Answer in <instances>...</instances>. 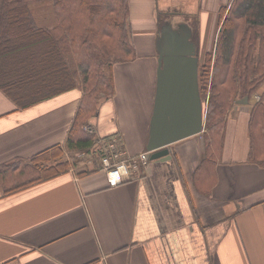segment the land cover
I'll use <instances>...</instances> for the list:
<instances>
[{
	"label": "crops",
	"instance_id": "crops-1",
	"mask_svg": "<svg viewBox=\"0 0 264 264\" xmlns=\"http://www.w3.org/2000/svg\"><path fill=\"white\" fill-rule=\"evenodd\" d=\"M228 1L129 0L136 56L114 65V96L102 97L86 126L95 148L117 136L126 156L146 151L161 15L174 24L201 16V36L204 21L218 28ZM27 93L18 99L0 88V167L65 148L83 96L79 88ZM252 101L229 111L216 149L206 154L203 132L191 136L169 146L171 159L149 161L119 185L88 153L85 169L10 193L0 187V264H264V165L249 161Z\"/></svg>",
	"mask_w": 264,
	"mask_h": 264
},
{
	"label": "trees",
	"instance_id": "trees-1",
	"mask_svg": "<svg viewBox=\"0 0 264 264\" xmlns=\"http://www.w3.org/2000/svg\"><path fill=\"white\" fill-rule=\"evenodd\" d=\"M51 1L53 13L48 14L44 4ZM227 7L219 11L221 21L215 57L208 54L203 64V86L200 83L204 98L213 68L203 132L205 152L208 154L211 148L224 143L226 116L236 101L259 95L260 99L251 108L248 124L249 161L263 166L264 0H234L226 12ZM129 12V0H0V56L11 57L34 46L40 47L43 49L36 70L40 73L51 70V78L45 75L34 82L41 84L30 88L32 96H40L42 81H48L50 86L43 94L45 97L74 88L83 92L67 138L69 152L95 154L97 151L99 140L86 126L96 117L102 97L114 96V65L134 60L136 56ZM163 23L164 19L159 29ZM27 73L20 75L24 77ZM74 76L77 84L69 83ZM1 78L0 88L4 91L11 94L16 91L17 97L27 92L19 86L12 92L0 71ZM64 149L57 144L29 159L1 166L3 192L17 191L69 171V160L61 158Z\"/></svg>",
	"mask_w": 264,
	"mask_h": 264
},
{
	"label": "water",
	"instance_id": "water-1",
	"mask_svg": "<svg viewBox=\"0 0 264 264\" xmlns=\"http://www.w3.org/2000/svg\"><path fill=\"white\" fill-rule=\"evenodd\" d=\"M186 22L166 20L156 40L158 68L146 150L150 161L171 159L169 146L204 131L199 48ZM249 97L236 104H248Z\"/></svg>",
	"mask_w": 264,
	"mask_h": 264
},
{
	"label": "rangeland",
	"instance_id": "rangeland-1",
	"mask_svg": "<svg viewBox=\"0 0 264 264\" xmlns=\"http://www.w3.org/2000/svg\"><path fill=\"white\" fill-rule=\"evenodd\" d=\"M233 1L234 0H229L227 4L221 5L220 12L223 8L228 6L226 9V12H227ZM44 8H46V12L48 14H52L53 13L52 1H51V3L44 4ZM219 17H220V21H221V16H219ZM160 19L169 20L170 16L167 17L165 15H161ZM186 20H188V21H190V23H192V26H193L194 31H195L194 40L196 41V43H198V45H200L199 82L203 86L202 75L205 74V72H203L204 71L203 64L205 63L208 54H213L212 58L215 57L214 54H215L216 47H217V41H218V37H219V29L218 28L216 29V26H214L216 19L213 22V27L210 26V28H209L208 22L204 21V25L207 24L208 29L206 28V30L204 31V35L200 36L199 28H200V24H202V17L201 16H198V18H195V17H189L188 18L187 17ZM221 25H222V22L220 23V26ZM197 31H198V33H197ZM42 49L43 48L34 46L32 48H29L27 51L23 50L22 52H19L17 55H13L11 57H3L2 58L0 56V71L2 72V77L4 78V80L7 81L9 89L12 92H14L15 89L19 86V87H21V89L28 92L27 96L31 95L30 88L33 87V85H35V84H41V83H34V82L40 80L45 75L48 76V78H51V70H45L41 73L38 71V69L36 70V68L38 66V65H36V62L39 61L40 51H42ZM42 64H44V63H42ZM210 71L211 72L209 73V84L207 86V91L204 95V98L201 95L203 98L204 104H205V110L206 111L208 109V101L210 99L211 80H212L213 72H214L213 68H211ZM22 72H29V73H27L26 76L22 77L20 75V73H22ZM47 83H48V81H45V83H43V81H42V84H43L41 87L42 89L40 90L41 92L38 95H43L45 93V91H47L50 88V86ZM12 94L14 96L16 95V97H17L16 91ZM257 94H259V93H257ZM259 99H260V96L255 95V97H253V101H252L253 104L255 103V101H258ZM19 101L21 104H23V102L25 100L20 99ZM235 105L229 110L230 113L232 112ZM229 111L227 113V116L229 114ZM206 115H207V112H206ZM206 115H205V124H206ZM227 116H226V118H227ZM204 131H205V128H204ZM64 150H65V153L61 158H62V160H69L70 165H71V167H70L71 170L72 169H76V170L85 169L87 161L92 160V158H94L91 154H88L87 152H76V151L69 152L66 149V147Z\"/></svg>",
	"mask_w": 264,
	"mask_h": 264
},
{
	"label": "built area",
	"instance_id": "built-area-1",
	"mask_svg": "<svg viewBox=\"0 0 264 264\" xmlns=\"http://www.w3.org/2000/svg\"><path fill=\"white\" fill-rule=\"evenodd\" d=\"M100 157L102 169L105 171L110 186L121 184L130 171H140L148 165V152H142L138 156L128 157L120 147V140L112 136L102 140L96 151Z\"/></svg>",
	"mask_w": 264,
	"mask_h": 264
}]
</instances>
